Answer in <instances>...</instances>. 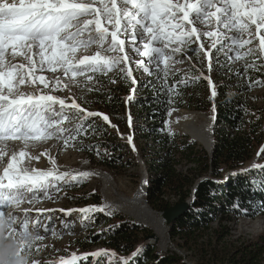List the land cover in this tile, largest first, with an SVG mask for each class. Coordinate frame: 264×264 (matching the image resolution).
Instances as JSON below:
<instances>
[{
  "label": "snow or ice",
  "instance_id": "1",
  "mask_svg": "<svg viewBox=\"0 0 264 264\" xmlns=\"http://www.w3.org/2000/svg\"><path fill=\"white\" fill-rule=\"evenodd\" d=\"M198 24L204 26L203 30L198 29ZM245 34L246 39L242 38ZM204 38L209 41L208 47ZM256 39L257 45L246 47ZM93 44L97 45L94 54L80 52ZM225 47L235 53L229 59L264 56V0H0V264H42L30 258V254L33 245L45 239L40 232L42 226L45 233L56 235L55 229L42 225L39 218L45 211L54 210L37 209V219L33 221L32 210L21 209V205L32 204L38 195L52 199L48 188L57 187L54 181L67 183L68 179L76 181L78 177L90 175L88 172L61 173L50 156L53 165L50 169L25 167V159L39 160L47 155L46 152L32 155L29 146L52 138L62 140L65 146H73L69 141L86 131L83 122L88 117H102L111 123L107 114L88 111L75 98L68 103L65 98L44 93L41 85L44 89H69L62 77L78 84L76 78L84 76L86 71L106 73L113 69H119L134 84L138 83L126 48L141 57L135 64L149 75L151 70L147 64H155L165 77L170 71H178L174 65L183 63L181 56L190 60L189 51L203 55L211 70L212 50L220 52ZM17 57L22 61L18 62ZM45 66L48 71L61 73L54 83L37 74ZM255 67V63L246 65V68ZM203 78L211 83L209 77ZM92 80L91 75L86 76V81ZM22 86L34 90L25 91ZM215 95L213 87L212 96ZM131 99L129 96L128 100ZM70 120L77 123L71 128L65 127V121ZM128 141L131 143V136ZM10 142L20 144V149L10 151ZM262 153L264 146L257 155ZM96 207L92 205L79 211L86 213ZM9 208L12 210L8 211ZM98 210L104 211V206ZM20 212L23 217L18 219ZM12 240L15 244L9 243ZM40 247L36 244L35 250L38 252ZM107 251L85 253L83 258ZM139 251L138 248L131 255L134 257ZM78 259L73 254L70 260L61 259L59 264H75ZM121 260L128 264V258Z\"/></svg>",
  "mask_w": 264,
  "mask_h": 264
},
{
  "label": "trees",
  "instance_id": "2",
  "mask_svg": "<svg viewBox=\"0 0 264 264\" xmlns=\"http://www.w3.org/2000/svg\"><path fill=\"white\" fill-rule=\"evenodd\" d=\"M244 68L233 71L228 78L230 84L217 82L216 95L212 99L209 92L204 106L198 102L200 97L190 82L180 84V74L165 77L161 71L158 77L163 82L166 80L167 86L163 85L159 92L160 84L150 90L143 89L134 102L135 108L151 119L146 133L154 139L153 145L148 142L142 148V156L152 159L147 166L149 204L162 212L172 204L188 199L195 188L193 204L168 226V233L182 248L189 249L192 243L198 245L201 261L207 264H264V232L239 244L225 241L230 234L229 223L264 214V167L251 165L241 170L255 157L258 163L254 165H264V153L257 155L264 146V107L253 106L244 95L249 85L257 80L264 81V71L251 68L242 72ZM233 76L240 77L238 85L234 84ZM159 79L155 78L154 83ZM175 84L179 89L171 91L169 87L173 90ZM115 89H96L94 94L88 95L90 99L84 106L91 109L99 105L109 116L122 119L127 125L126 103L123 95L113 93ZM173 107L198 110L214 107L216 118L211 155L199 148L194 140L163 131L167 114ZM85 132L93 136L91 142H82L83 150L96 151L100 163L108 168L125 167V145L119 143L109 129L99 124L81 133ZM181 163L188 166L186 171L178 169ZM171 196L177 198L174 203L170 202ZM214 224L218 226L214 227ZM150 232L139 222L118 217L102 232L88 234V238L94 243L104 239L105 244L123 255H131L139 248L128 264H186L178 253L162 254L156 245L145 244V237Z\"/></svg>",
  "mask_w": 264,
  "mask_h": 264
},
{
  "label": "rangeland",
  "instance_id": "3",
  "mask_svg": "<svg viewBox=\"0 0 264 264\" xmlns=\"http://www.w3.org/2000/svg\"><path fill=\"white\" fill-rule=\"evenodd\" d=\"M197 27L198 29L203 30L204 26L198 24ZM230 34L231 33H229V35ZM242 38L246 39L247 35L245 34ZM203 42L205 43L206 47L209 46V41L207 38H204ZM258 42V39H256L253 41L252 45L246 47L255 46L258 44ZM193 47H196V45H193ZM96 49L97 45L93 44L87 50L80 49V52L83 54L92 55L95 53ZM126 50L129 51V55L132 57V74L138 83L134 84L131 78L126 77L124 73L119 71V69H113L111 71H107L106 73L103 70L96 72L86 71L84 76H79L76 78L79 82L78 84H73L68 77H62L64 83L69 84V89H44L42 85L40 86L44 93L50 92L53 95L65 98L68 103H71V99L75 98L77 103H79L88 111L100 112L107 115V111L103 110L99 105H94L91 107V109H89L86 108L84 104L90 99L88 95L94 94L96 89L111 90L116 88V91L114 90L113 93L119 94V96L123 95L126 103L125 108L128 110L129 115L131 116V125H129V118L127 125H124L122 119L113 118L109 115L108 116L111 120L110 124L104 121L102 117H88L87 121L83 122L85 129L88 127H93L94 125H103L104 128L109 129L110 132L114 134V138H117L119 143L125 145L124 150L126 163L125 167H120L119 169H111L101 164L99 159L100 155L96 153V151H87L82 149V142L85 140H89L90 142L92 141L93 135H87V132H85L86 134L84 133L85 135L80 133L79 137L76 136L75 140H70L69 143L73 146H65L62 140H57L56 138L29 146L30 150L38 154L42 152L47 153V155H43L39 160H36V163L39 164L41 168L50 169L53 167L49 160L50 156L55 159L56 166L61 173L68 172L72 175L80 172L90 173L88 177H78L76 181H72L70 179H68L67 183L64 181H54V184H56L57 187L50 186L48 188L49 195L52 197V199H47L38 195L32 204L24 203L21 205V209L29 208L32 210L31 220L33 221L37 219V209L54 210L51 213L45 211L44 214L39 218L42 221V225H48L49 227L55 229L56 235H53L51 232L45 233L42 226L40 232L42 235H44L45 239L42 241H37L36 244L41 245L40 250L37 252L35 250L36 244H34L30 254V258L39 260L42 262V264H59L61 259L70 260L73 254H75L77 257H80V259L75 261V264H124V261L121 260L122 257L128 258V263L130 261L131 255H123L114 251L107 244H105L104 239L94 243L90 237L88 238V234L90 235L102 232L109 226V224L116 222L118 217L128 218L138 222L134 218L122 213L118 209H111L109 207L102 193V178L97 173L110 175L117 186V190H119V192L122 194L129 195L138 187L141 178L147 172L148 164L152 160L150 156H142V148H145V145L148 142L150 145H153L154 139L150 134L146 133L147 125L151 123L150 119L145 115V113H141V110L135 108L134 102L138 99L139 94L143 89L150 90L160 84L158 86L159 92L163 85L167 86L165 82L166 80L163 82L162 79H159L158 72H160V70L155 67V64H147V58H145V63L151 70V75H149V73L145 72L143 68L137 67L135 64V61L140 60L141 57L131 52L127 48ZM229 55L234 57L235 53L230 52L228 47H225L220 52H217L215 49H213L212 65L211 70H209L207 60L204 59L203 55L197 56L195 53L189 51L187 56H190L191 59L189 60L186 56H181L180 59L183 60V63H176L174 65V68L178 71H170L168 74H180V84H184L183 81L185 80L190 82L200 97L198 102H200V104L202 103L201 105L204 106L205 103H203V101L206 99L207 94L209 92L211 93V87L213 90V87L215 88L217 82L225 80L229 81L227 78L231 76L235 69L244 66L245 68L242 70V72H246L251 69L246 68V65L255 63L257 67L253 69H261L264 71V64L260 63V58L264 60V56H260L259 54L250 55L237 60L234 58L229 59ZM36 59H38V57H36ZM17 61H22V58L17 57ZM161 67H163V65H161ZM201 73L203 76H201ZM37 74L46 76L50 81H53V83L55 82V77L57 75H61L60 72L53 73L48 71L47 66H45V70L43 72L38 71ZM87 75H91L93 80L86 81ZM195 77L201 78L194 79ZM203 77H209L211 83H209V79H205ZM155 78L159 79L157 83H154ZM113 80L115 83H112ZM240 81V77L233 76L234 84L236 83V85H238ZM173 87V90L171 87H169V89L171 91H175V88L179 89L178 84H175ZM89 88L93 90L90 91L88 90ZM132 89H135V91L133 92ZM23 90L31 92L34 89L33 87H27L23 88ZM163 90L165 91L166 88ZM36 94L40 93L37 92ZM244 95L253 106L257 108L264 107V83L258 85L253 84L249 86ZM129 96H132L131 101L128 100ZM56 107L58 109L59 105H56ZM183 110L196 111L198 113L205 114L208 117L213 116L214 119V107L209 110L190 109L188 107H173L167 114V118L163 125V131L175 133L178 136L185 138V140H194L190 135L184 133L176 126L175 128L170 122V115L172 112ZM76 123V120L65 121L64 126L71 128ZM113 125H115V127H113ZM230 132H233V130ZM73 135H75V133H73ZM96 135L99 134L96 133ZM129 136L132 137L131 143L128 141ZM80 137H84L85 139L83 138L80 140ZM194 141L198 144L199 148L211 155V153H209L210 151H208L200 142L196 140ZM133 145H135V150H133ZM257 163L258 162H256L255 157L251 160L247 167L242 168L241 170H245L249 166H253ZM185 164L186 163H181L178 166V169L181 171H186L188 166ZM92 205L97 207L95 209L89 210L86 213L79 211L80 209L88 208ZM102 206H104V211H99V207ZM60 209H64L65 211L62 212ZM11 210V208L8 209V211ZM67 210L72 211L69 213ZM155 211L161 215V211ZM50 216L51 219H49ZM22 217L23 213L20 212L18 219ZM65 225H67V227H65ZM143 225L146 226L145 224ZM217 226L218 224H214V227ZM229 226L230 234L225 238V241L232 244H239L244 240H252L264 232V214H260L258 217L251 219L240 218L229 223ZM146 227L151 231L148 233V235L154 233V230L151 227ZM148 235H146V237ZM201 240L202 239H200V241ZM15 242V240L9 241L10 244H15ZM44 245H46V247H44ZM156 246L159 252L162 254L173 252L178 253L186 264H207L206 261H201L200 252H198V245L192 243L189 249L182 248V246L180 247L172 241L169 233L166 248L162 249L160 244ZM101 249L108 251L106 254H101L99 256L88 255L86 259L83 258L85 253H95ZM113 252L115 253L114 256L112 255Z\"/></svg>",
  "mask_w": 264,
  "mask_h": 264
},
{
  "label": "bare ground",
  "instance_id": "4",
  "mask_svg": "<svg viewBox=\"0 0 264 264\" xmlns=\"http://www.w3.org/2000/svg\"><path fill=\"white\" fill-rule=\"evenodd\" d=\"M170 122L174 127L190 135L194 140L200 142L208 151L211 152L213 147V131L214 119L205 114L196 111H174L170 115ZM175 127V128H176ZM20 144L9 143V150H19ZM32 155L38 153L30 150ZM209 152V153H210ZM43 160V159H42ZM25 167L44 169L36 163V160H27L24 162ZM49 169V168H48ZM103 181L102 193L109 207L118 209L122 213L134 218L138 222L151 227L154 233L160 239V246L165 249L168 239V225L162 215L158 214L147 200V178L146 173L141 178L138 187L129 195L122 194L117 190V186L110 175L97 173Z\"/></svg>",
  "mask_w": 264,
  "mask_h": 264
},
{
  "label": "water",
  "instance_id": "5",
  "mask_svg": "<svg viewBox=\"0 0 264 264\" xmlns=\"http://www.w3.org/2000/svg\"><path fill=\"white\" fill-rule=\"evenodd\" d=\"M215 118H216V114H214V123H215ZM213 146H214V140H213ZM212 151H213V147L210 152L211 154H212ZM146 175L148 178V172H146ZM147 184H148V181H147ZM197 185L198 183H196L195 187ZM194 199H195V188L190 198L186 199L185 201L172 204L170 207L162 211L161 215L164 218L166 224L168 226H171L178 218H180L193 204ZM159 242H160V239L158 235H156L155 233H152L145 238V244L158 245Z\"/></svg>",
  "mask_w": 264,
  "mask_h": 264
},
{
  "label": "built area",
  "instance_id": "6",
  "mask_svg": "<svg viewBox=\"0 0 264 264\" xmlns=\"http://www.w3.org/2000/svg\"><path fill=\"white\" fill-rule=\"evenodd\" d=\"M228 79V78H227ZM229 80V79H228ZM220 83H229L230 84V82H228V81H219ZM232 87H234V85H231ZM213 90H212V87H211V92H212ZM214 96H212V98H213ZM127 111V117L129 118V112H128V110H126ZM150 121H151V119H150ZM162 130V129H161ZM187 167V166H186ZM177 200V198H176V196H171L170 197V202L171 203H174L175 201ZM249 219H251V218H249Z\"/></svg>",
  "mask_w": 264,
  "mask_h": 264
}]
</instances>
